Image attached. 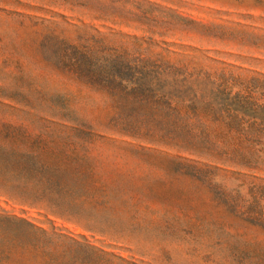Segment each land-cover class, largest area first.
<instances>
[{
	"label": "rangeland",
	"instance_id": "374dc122",
	"mask_svg": "<svg viewBox=\"0 0 264 264\" xmlns=\"http://www.w3.org/2000/svg\"><path fill=\"white\" fill-rule=\"evenodd\" d=\"M0 264H264V0H0Z\"/></svg>",
	"mask_w": 264,
	"mask_h": 264
}]
</instances>
